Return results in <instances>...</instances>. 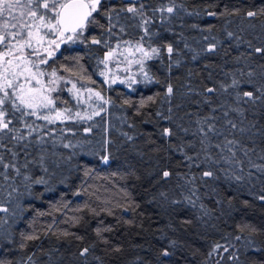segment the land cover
I'll return each mask as SVG.
<instances>
[{
  "label": "trees",
  "instance_id": "1",
  "mask_svg": "<svg viewBox=\"0 0 264 264\" xmlns=\"http://www.w3.org/2000/svg\"><path fill=\"white\" fill-rule=\"evenodd\" d=\"M139 2L151 16V9L166 0ZM127 3L103 0L101 11ZM176 3L182 5L176 14L163 23L157 14L150 26L157 35L150 41L145 38L146 48L171 43L176 49L171 60L165 51L145 61L152 82L144 80L139 66L123 56L117 55L107 66L99 64L108 49L90 42L92 37H102L115 47L118 40H138L142 35L135 26L138 20L127 13L121 19L126 31L121 34L115 29L117 37L104 34L99 25L106 29L107 19L96 13L99 24H89L81 38L54 49L51 57L41 53L48 63L40 65L45 75L39 79L45 89L55 88L44 94L55 101L56 109H69L67 115L79 113L85 119L47 124L25 116L27 123L47 125L39 133L49 132L44 143L36 142L37 133L21 143L13 142L11 133L0 141L5 145L0 149L4 162L19 169L0 166V174L8 177L0 175V208L7 209L0 211V264H264V200L259 199L264 195V172L251 166L264 165V100L238 104L235 99L238 91L264 85L260 75L264 57L253 51L264 46V15L246 16L247 11L264 9V0ZM206 10H238V14L209 17ZM209 43L217 45L211 53L204 51ZM139 58L137 54L135 59ZM53 69L62 77L55 85L48 83ZM249 71L256 75L248 77ZM234 78L253 83L221 90ZM20 83L40 87L35 80L25 83L24 77ZM168 84L174 88L171 97L166 96ZM208 87L217 91H204ZM89 90L110 102L103 104L94 95L89 99ZM237 107L242 112L232 111ZM47 114L45 109L38 112ZM19 117L20 113L10 115L11 126L26 132ZM205 118L210 119L197 124ZM228 121L237 127L233 129ZM208 123L216 131L205 139L198 129L203 126L207 131ZM164 128L173 135L163 136ZM230 140L236 143L225 147ZM65 143L77 147L65 148ZM12 152L17 154L15 159ZM104 155L110 156L107 164L101 160ZM164 170L171 176L163 178ZM204 171L213 176L204 177ZM41 179L45 183H35ZM216 243L229 250L221 248L210 257ZM83 248L89 252L81 257ZM165 249L168 256L161 255ZM233 255L237 259L230 260Z\"/></svg>",
  "mask_w": 264,
  "mask_h": 264
},
{
  "label": "snow or ice",
  "instance_id": "2",
  "mask_svg": "<svg viewBox=\"0 0 264 264\" xmlns=\"http://www.w3.org/2000/svg\"><path fill=\"white\" fill-rule=\"evenodd\" d=\"M103 0H0V47L4 51H0V141L3 140L8 134L11 135V140L15 143H21L25 140H28L33 133H37L36 142L44 143L43 137L49 135L48 131H45L43 135H40V129L46 128L47 125L35 126V122L27 123L24 120L25 116H33L38 119L44 120L47 124H53L56 121L72 120L76 117H80L79 113H76V117L67 115L70 110L63 109L59 110L55 108V101L49 96L45 95V91L51 92L55 91V88L45 89L44 84L39 79L45 75L44 72L40 71V65L47 64V58H42L41 53H46L47 57H51L55 54L54 49H58L60 43L65 42L66 34L72 33L73 35L67 36L68 40L79 39L83 36V33L86 27L89 24H99V21L95 19L94 14L99 13L107 19V28H104V25L100 24L99 26L104 29V34L109 38L117 37L118 33L115 29H119V33H125L126 29L123 24H121L122 14H130L128 18H135L138 20V23L135 25L142 31V35L135 42L131 40H118L115 47H112L108 39L92 37L91 43L96 45L103 44L108 51L105 52L103 59L98 61L99 64L107 66L109 61L114 60L117 55L123 56L124 61H127L129 64H136L139 66L140 72L144 77V80L147 82H152V77L145 71V61L151 60L153 58L161 57L162 53L166 51L169 59L171 60L176 49L174 46L169 43L163 46H152L149 48L145 47L146 39L150 41L151 37L157 35V33L151 30V25L154 22V18L159 15V20L161 23L168 20L172 15L176 14L178 8L182 5H178L176 0H166V2H161L160 5L154 9H151L152 15L149 16L146 11V6L144 3H140L139 0H128V3L125 7H109L103 12L101 11ZM188 15H198L199 13H187ZM205 14L209 17H223L238 14V10H233L228 12L227 10L223 12L209 11L206 10ZM264 15V9L259 11H247L246 16L248 18H255L257 16ZM192 27H197V25H192ZM229 37H233L232 32H228ZM49 37H55L49 39ZM239 39V38H237ZM207 40V37H205ZM83 42V41H81ZM250 48H252L251 42H248ZM216 43H209L207 48L204 51L209 53L215 51ZM187 48L188 45L185 44ZM118 52L119 49H122ZM253 51L261 57H264V46L255 47ZM127 53V54H125ZM139 54V59H135L136 55ZM251 55V53H249ZM35 57L38 59H32ZM132 57V59H129ZM196 57L193 56V59ZM176 64H179V61H175ZM171 66V65H170ZM264 69V65L260 66ZM100 75H105L104 72H101ZM243 75V73L241 74ZM256 74L253 71L247 73L248 77H253ZM261 77L264 78V71L261 72ZM24 77L25 83L31 85V82L35 80L37 85H40L39 88L35 87H25V84L20 83V78ZM52 79L48 81L49 84L55 85L62 77L57 76V71L53 69L51 72ZM115 83V80L112 81ZM125 83L126 81H121ZM133 82H136L133 80ZM241 83L252 84L251 79L241 81L238 79H232L231 84L221 85V90L227 92L229 88L237 89L240 87ZM75 88V85H73ZM71 91V89L69 90ZM204 91L208 93H213L217 91L214 87H208ZM89 99L94 95L97 101H102L103 104H108L110 101L105 100L100 92L92 93L89 90ZM79 95V91L77 90ZM174 94V88L172 84H168L166 88V96L171 97ZM150 101L152 97L148 98ZM235 99L237 103H252L255 104L257 101L264 100V85H261L260 88H256L250 91L236 92ZM125 103H128L127 101ZM8 105L11 107L9 108ZM143 106V102H141ZM41 109L47 110L50 114L47 115H38V112ZM101 111L105 109L101 106ZM171 111V109H169ZM232 111L242 112V109L239 107L233 108ZM15 113H20L19 119L21 120L22 127L26 129V132H21L20 128H14L11 125L13 120L10 117L14 116ZM93 115H100V112H93ZM161 114L158 112L157 116ZM227 116V112L224 113ZM88 120L92 119V116L86 117ZM165 119H171V117H164ZM80 119H85V117H80ZM210 118H205L204 121H197V124L203 125ZM230 126L235 129L237 125L228 121ZM205 137L209 132H215L216 129L214 125L208 123L207 131L202 126L198 129ZM86 133L91 132V128H85ZM187 132V129H183ZM243 131V129H241ZM124 135L127 136L125 133ZM162 135L165 137H170L173 135V132L170 128H164ZM128 140H132L131 136H127ZM205 139H201L200 143L204 145L205 150L207 145ZM109 141H105V144H109ZM236 141L230 140L227 141L225 147L235 144ZM5 145L0 142V149H3ZM65 148H75L77 145L71 143H65L63 145ZM220 147V145H217ZM183 151V149H179ZM11 151V149H9ZM229 151L231 148L229 147ZM16 153L12 152V156L15 159ZM235 153H233V156ZM110 156L104 155L101 157L103 163L107 164L109 162ZM185 159L192 161L191 156H185ZM208 159H211L208 157ZM43 161V157H41ZM0 166L4 169H15L19 172V169L16 168V165L13 163H5L4 158L0 155ZM191 166V165H190ZM254 168H257L259 171L264 172V165H251ZM46 170V169H45ZM4 179H8L6 174ZM204 177L213 176V172L204 171L202 173ZM171 176V172L164 170L162 172L163 178H168ZM27 179V177H25ZM236 180L243 179L241 176H236ZM35 183H45V181L37 180ZM15 191V189H13ZM161 196L164 193L160 194ZM260 200H264V195L259 197ZM175 203V201H174ZM0 211H7L6 208H0ZM51 227V225H49ZM248 227V226H245ZM110 230V229H109ZM244 231L243 228L240 229ZM252 232H255L256 229H251ZM97 235L100 234V229L96 230ZM67 235V233H65ZM33 237H29L32 239ZM237 241L241 239L240 236H236ZM252 241L249 240V247L252 246ZM223 248L224 252H228V247L216 243L211 251L209 256L217 253L219 249ZM89 249L83 248L80 251V256L84 257L88 254ZM170 253L165 249L161 255L168 256ZM230 260H235L237 257L235 255L229 257Z\"/></svg>",
  "mask_w": 264,
  "mask_h": 264
},
{
  "label": "rangeland",
  "instance_id": "3",
  "mask_svg": "<svg viewBox=\"0 0 264 264\" xmlns=\"http://www.w3.org/2000/svg\"><path fill=\"white\" fill-rule=\"evenodd\" d=\"M67 36H70V35H67V34H66L65 42L60 43V46L63 45V44H67L68 42L72 41V40H68V39H67ZM60 46H59V47H60ZM58 49H59V48H58Z\"/></svg>",
  "mask_w": 264,
  "mask_h": 264
},
{
  "label": "water",
  "instance_id": "4",
  "mask_svg": "<svg viewBox=\"0 0 264 264\" xmlns=\"http://www.w3.org/2000/svg\"><path fill=\"white\" fill-rule=\"evenodd\" d=\"M69 34V33H68Z\"/></svg>",
  "mask_w": 264,
  "mask_h": 264
}]
</instances>
